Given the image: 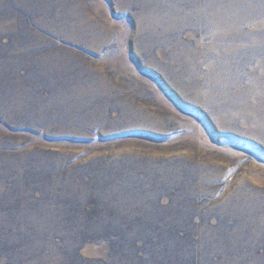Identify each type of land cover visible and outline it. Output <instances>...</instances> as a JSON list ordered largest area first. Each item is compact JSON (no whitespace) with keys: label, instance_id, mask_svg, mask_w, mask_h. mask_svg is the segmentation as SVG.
Masks as SVG:
<instances>
[{"label":"rangeland","instance_id":"374dc122","mask_svg":"<svg viewBox=\"0 0 264 264\" xmlns=\"http://www.w3.org/2000/svg\"><path fill=\"white\" fill-rule=\"evenodd\" d=\"M0 264H264V0H0Z\"/></svg>","mask_w":264,"mask_h":264}]
</instances>
